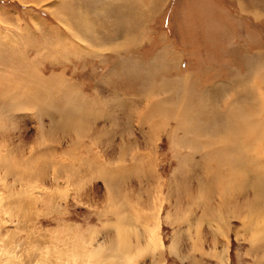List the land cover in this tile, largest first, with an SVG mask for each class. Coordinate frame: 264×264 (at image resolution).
I'll list each match as a JSON object with an SVG mask.
<instances>
[{
  "label": "rangeland",
  "instance_id": "1",
  "mask_svg": "<svg viewBox=\"0 0 264 264\" xmlns=\"http://www.w3.org/2000/svg\"><path fill=\"white\" fill-rule=\"evenodd\" d=\"M125 1L0 0V264H69L119 224L166 264H264V112L238 105L264 96V0Z\"/></svg>",
  "mask_w": 264,
  "mask_h": 264
},
{
  "label": "bare ground",
  "instance_id": "2",
  "mask_svg": "<svg viewBox=\"0 0 264 264\" xmlns=\"http://www.w3.org/2000/svg\"><path fill=\"white\" fill-rule=\"evenodd\" d=\"M127 1V0H126ZM125 1V2H126ZM124 2V3H125ZM123 5V4H122ZM126 7L128 8V4H126ZM124 5V6H125ZM120 19V18H119ZM125 19V18H124ZM128 19V18H127ZM262 82L264 81L261 80ZM254 82V81H253ZM259 82V81H257ZM46 83V82H45ZM166 84V83H165ZM164 84V85H165ZM169 84V83H168ZM183 84L187 87V88H191V86L189 84H185L183 82ZM256 84V83H254ZM264 84V83H263ZM167 85V84H166ZM249 86V85H248ZM260 82L257 86H252V88L250 89V87L248 88L247 86L243 88V93L244 95L242 96L243 98V101H240L238 99V105H242V106H245L244 109L242 112L243 114L245 115V118H246V122L247 124L249 123V121L251 119H255L257 117V115L259 114L261 116V113L260 112H264V96H262V92L260 90ZM178 89V88H177ZM181 89V88H180ZM187 93V92H186ZM185 94V93H184ZM208 94H212L211 92H208ZM259 95V99H258V96ZM263 97V98H262ZM233 101V100H232ZM241 102V103H240ZM253 109L254 112H251ZM233 110V109H232ZM230 112L229 115H235V112ZM248 110H251V111H248ZM260 111V112H259ZM215 114V113H214ZM259 118V117H258ZM257 118V119H258ZM237 121V119L235 120V122ZM257 124H260V123H257ZM253 126V124H252ZM251 130V128L249 126H247V130H245L246 132H249ZM248 134V133H247ZM249 135V134H248ZM250 136V135H249ZM246 149V148H245ZM242 152V151H241ZM249 152V151H248ZM245 153V151H244ZM250 154V153H249ZM243 155V154H242ZM247 159L246 158H239L237 161L239 164H241L242 166H244V164H248L247 161L245 160ZM235 160V161H236ZM250 164V163H249ZM188 182V181H187ZM228 182V181H227ZM179 186V185H178ZM257 186V185H256ZM255 186V190H256V195H257V198H260V202L261 204H264V200H263V197H264V184L263 183H260V186L259 188H256ZM163 186L161 187L160 189V192L161 190H163ZM170 194V193H169ZM168 194V195H169ZM170 198V196H168ZM257 198H256V201H257ZM6 200V199H5ZM166 201V199H164ZM255 201V202H256ZM170 202V200H169ZM7 203V207L9 208H12L11 206H14L16 205L15 204V200L13 199H10L8 201H6ZM5 204V203H4ZM20 207V206H19ZM14 209V208H13ZM12 209V210H13ZM10 210V209H9ZM20 211V209H19ZM21 213V212H19ZM14 214V213H13ZM18 214V213H17ZM16 215V214H15ZM19 215V214H18ZM26 217H27V214H25ZM19 217V216H18ZM24 217V216H23ZM147 217V216H146ZM21 219V217H19ZM146 219V218H145ZM149 220V219H147ZM148 223H150V221H147ZM121 221H123L121 219ZM120 221V222H121ZM156 221V219H154V222ZM158 221V220H157ZM255 221V223L253 222ZM126 222V220H125ZM124 222V223H125ZM152 222V220H151ZM244 228L246 231L249 230V228L252 229V227H254L252 229L253 231V234H252V238L253 239H256V235L257 233L258 234H263L264 233V206H257L255 209H253L252 212H250L249 216L246 217L244 220ZM252 223V225H251ZM119 224V223H117ZM116 224V225H117ZM122 224V223H121ZM255 224V226H254ZM115 225V226H116ZM132 225V224H130ZM159 225V224H157ZM127 226V225H126ZM123 226H120L119 224V227L116 229L115 233L116 235L112 238H108V240L105 239L104 242H101L98 244L97 247L94 248V250L92 251V253H88V252H83L81 254V259L79 260L76 256L78 255L77 254V251H76V248H77V244L75 243L77 240H75V236L73 237V242L71 244H69L71 246V250L70 251V254L71 256L69 255V264H81L82 260L86 261V260H90L91 263H87V264H137V261H138V257H141V255L146 252L148 255L151 256V258L153 260H155L156 264H166V259L164 258L165 256V249H166V246H165V243L163 242V240L155 237V235L157 234V231L156 230H152L150 227H148L147 225L144 226V234H146L145 237H149V240L146 241V246L143 247L141 245V238H136L135 239V236H137V234H133L134 230L132 232H130V234L132 235H129L128 232L125 231L124 228H121ZM129 227V226H127ZM161 229V228H160ZM159 229V231H160ZM244 230V232H245ZM158 231V232H159ZM217 231L219 233H221L223 235L224 232V229L222 227H219L217 229ZM73 232V231H72ZM17 233V232H16ZM246 233V232H245ZM15 234V233H14ZM94 234V233H93ZM96 234V233H95ZM161 234V233H160ZM16 235V234H15ZM14 235V236H15ZM154 235V236H153ZM220 235V234H219ZM238 235H243L241 234V232L239 231L238 232ZM264 236V234H263ZM13 237V236H12ZM161 237V236H160ZM11 239V238H9ZM147 240V239H146ZM252 240V239H251ZM9 241V240H8ZM72 241V239H71ZM252 242V241H251ZM86 244H91L89 243V241L87 240L85 242ZM10 244V243H9ZM84 245V244H83ZM8 246V245H7ZM10 248H12L11 246H9ZM14 247V246H13ZM80 247V246H78ZM83 247V246H82ZM9 248V249H10ZM170 249V251L172 253H175V254H178L180 253V243H179V240H174V242H172V244L167 247ZM4 249H6L4 247ZM8 249V248H7ZM6 249V250H7ZM66 249V248H65ZM80 249V248H78ZM165 250V251H164ZM12 251V250H11ZM67 251V249H66ZM80 251V250H79ZM2 252H3V249H2ZM8 253V252H7ZM6 253V254H7ZM14 253V252H13ZM219 255H221L220 252H218ZM14 257V256H13ZM16 257V256H15ZM54 260V259H53ZM64 262V261H63ZM62 263V262H61ZM83 263V262H82ZM64 264V263H63Z\"/></svg>",
  "mask_w": 264,
  "mask_h": 264
}]
</instances>
